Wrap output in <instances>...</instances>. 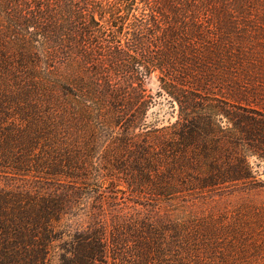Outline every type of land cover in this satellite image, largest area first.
Listing matches in <instances>:
<instances>
[{
	"label": "trees",
	"instance_id": "obj_1",
	"mask_svg": "<svg viewBox=\"0 0 264 264\" xmlns=\"http://www.w3.org/2000/svg\"><path fill=\"white\" fill-rule=\"evenodd\" d=\"M251 4L0 0V264H264V206L99 218L106 191L159 209L258 185Z\"/></svg>",
	"mask_w": 264,
	"mask_h": 264
},
{
	"label": "rangeland",
	"instance_id": "obj_2",
	"mask_svg": "<svg viewBox=\"0 0 264 264\" xmlns=\"http://www.w3.org/2000/svg\"><path fill=\"white\" fill-rule=\"evenodd\" d=\"M244 16L248 19V22L244 23H248L252 27L251 30L255 33L254 37L263 40L264 45V0H252L248 14H244ZM146 88L152 94L158 90V81L155 76L147 79ZM158 101L159 103L151 109L149 119L153 122L157 121L165 124L168 119H171V108L163 98H159ZM255 107L264 109V100L260 101ZM250 161L255 170L258 185L254 187L238 186L224 192L208 193V195L202 197L189 198L187 202L180 203V206L174 208L162 204L159 209H155L133 202V200L128 199L129 196L127 194L118 193L117 195H113L106 191L99 215L102 226L109 233L114 223L129 220L137 216H146L151 219H156L158 215H162V217L169 215L201 216L231 210L244 205L264 206V161L255 158H252ZM5 184L4 180H0V186H5ZM114 198L115 200H113ZM89 202L92 205H96L95 201L91 198ZM76 219L75 215H69L64 218L67 225ZM83 221L86 223L88 219L85 218Z\"/></svg>",
	"mask_w": 264,
	"mask_h": 264
}]
</instances>
